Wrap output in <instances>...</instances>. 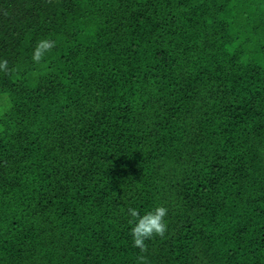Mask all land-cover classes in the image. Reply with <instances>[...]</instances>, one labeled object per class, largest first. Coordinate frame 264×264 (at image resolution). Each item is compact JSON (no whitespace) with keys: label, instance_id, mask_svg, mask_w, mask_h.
<instances>
[{"label":"trees","instance_id":"trees-1","mask_svg":"<svg viewBox=\"0 0 264 264\" xmlns=\"http://www.w3.org/2000/svg\"><path fill=\"white\" fill-rule=\"evenodd\" d=\"M0 59V264H264V0H0Z\"/></svg>","mask_w":264,"mask_h":264},{"label":"clouds","instance_id":"clouds-1","mask_svg":"<svg viewBox=\"0 0 264 264\" xmlns=\"http://www.w3.org/2000/svg\"><path fill=\"white\" fill-rule=\"evenodd\" d=\"M54 47L55 41L47 38L40 39L32 50V62L40 63ZM8 71V61L6 59H0V72L7 73ZM167 213L168 209L163 206H157L145 211L143 214L136 208H129L127 215L129 217V234L133 247L143 252L147 247L146 241L154 237H163L167 231V222L165 219ZM138 259L140 264H145L144 257H139Z\"/></svg>","mask_w":264,"mask_h":264}]
</instances>
